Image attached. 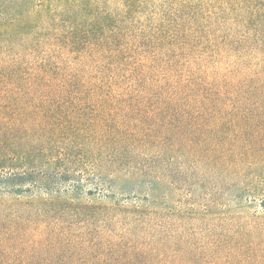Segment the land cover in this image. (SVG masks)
<instances>
[{"label": "trees", "instance_id": "1", "mask_svg": "<svg viewBox=\"0 0 264 264\" xmlns=\"http://www.w3.org/2000/svg\"><path fill=\"white\" fill-rule=\"evenodd\" d=\"M48 3L0 16V189L44 169L0 201V264H264V0Z\"/></svg>", "mask_w": 264, "mask_h": 264}, {"label": "rangeland", "instance_id": "2", "mask_svg": "<svg viewBox=\"0 0 264 264\" xmlns=\"http://www.w3.org/2000/svg\"><path fill=\"white\" fill-rule=\"evenodd\" d=\"M48 2H53V0H0V16L4 18V22L7 24V27H2L1 31H9L12 28L11 24L15 21L18 20L19 18H27V16L31 14V12L33 10H37V12L39 11L40 16L43 17L42 13H44V5H48L50 3ZM22 30V29H21ZM22 33V32H20ZM20 37H25V35H20ZM3 38V37H2ZM34 88V86H33ZM30 89H32V87L29 88V93H24V91L26 90L25 87H19V88H12V94L8 95L12 98H16L17 101H27V100H39V99H44L45 98V94L44 95H40V93H36V94H32L30 93ZM30 168L35 169V171H33V174H31V176L33 177V179H29L31 181H28L30 184L33 182H35V180H38V178H41L44 174V169H41L40 167H36V166H31L29 165ZM36 167V168H35ZM15 171H20V170H14L13 172L16 173ZM10 174L7 175V177ZM23 176H26L23 174ZM4 180L6 175L3 176ZM20 176H18L17 174H15L14 176H11L10 178H6V180L10 181V184H8V187H4L2 189H0V201H6V200H14L15 198H43L44 194L38 190V186L39 183H34L37 185H34V187H25L28 186L29 183L27 182H20L19 179ZM28 177V176H27ZM3 179V178H2ZM79 184L76 182V180L73 179V177H64L61 176V179H57L53 182L52 187L55 188L57 191H59L61 194H64L65 192H69L71 190L74 189V187ZM83 185L82 187V193H81V200L86 201V200H92L94 201L93 196H90V194H88L87 190H93L92 187H90L88 182H83L81 183ZM80 184V185H81ZM188 186H186L184 188L183 191H181V193H184L187 191ZM19 189V190H17ZM90 191V192H91ZM166 193L167 197H169V200H171L173 203L172 206L175 207L177 205L176 200L178 199V195H180V192H176V191H172L171 187L169 186V188L167 189V187H164V190H161V193ZM195 198H192L193 200H196L197 203L203 204L205 203V197H204V192L203 190H194L193 192ZM127 200L129 201H134V197H120V201L122 200ZM227 198H222V201H226ZM188 201L186 200V203ZM230 206L228 208V212L230 213H249L251 211H261L263 210L261 204H260V200L257 198L255 201L251 200V198L245 197L243 198L242 202H238V201H234L231 200L229 202ZM219 210V209H218ZM223 210V209H220ZM32 231V229H30ZM38 230H44V228H39ZM30 245L32 244V242L29 243ZM33 247H29V252L31 257H33V259L35 260H41L44 259V252L40 255H38L37 253H33L32 252ZM19 253H15L16 256H20L21 254H24L20 249ZM28 252V251H27ZM21 253V254H20Z\"/></svg>", "mask_w": 264, "mask_h": 264}]
</instances>
